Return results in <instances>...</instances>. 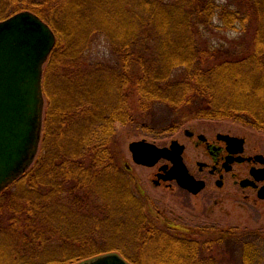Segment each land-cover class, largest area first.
Returning a JSON list of instances; mask_svg holds the SVG:
<instances>
[{
  "label": "trees",
  "instance_id": "16d2710c",
  "mask_svg": "<svg viewBox=\"0 0 264 264\" xmlns=\"http://www.w3.org/2000/svg\"><path fill=\"white\" fill-rule=\"evenodd\" d=\"M21 11L45 21L57 43L43 74L39 154L0 193V264L111 253L132 264H221L207 254L218 235L180 238L146 212L117 126L162 140L173 129L154 135L158 118L193 116L264 134V0H0V21ZM230 31L245 36L215 42ZM102 41L111 58L95 61ZM263 263L246 243L243 264Z\"/></svg>",
  "mask_w": 264,
  "mask_h": 264
},
{
  "label": "water",
  "instance_id": "95a60500",
  "mask_svg": "<svg viewBox=\"0 0 264 264\" xmlns=\"http://www.w3.org/2000/svg\"><path fill=\"white\" fill-rule=\"evenodd\" d=\"M52 28L31 11H21L0 21V193L19 179L35 162L44 121V67L56 46ZM133 162L154 167L162 160L165 181H177L192 194L204 184L190 175L183 161V146L172 141L160 147L146 139L129 144ZM259 174V173H258ZM256 176L257 173H256ZM264 198V188L259 191ZM81 264H131L118 253L106 254Z\"/></svg>",
  "mask_w": 264,
  "mask_h": 264
},
{
  "label": "rangeland",
  "instance_id": "374dc122",
  "mask_svg": "<svg viewBox=\"0 0 264 264\" xmlns=\"http://www.w3.org/2000/svg\"><path fill=\"white\" fill-rule=\"evenodd\" d=\"M228 1L218 0L220 3ZM243 36L245 35H241L236 31H230L224 32L218 38L215 37L214 40L216 43L220 41L228 43L230 40L243 38ZM221 37L225 38L220 39ZM250 37L248 35L244 38L246 44L251 43ZM233 49L237 48L233 47ZM90 57L95 61L110 59L111 55L107 43L102 41L98 45H95ZM133 102L136 104L137 98ZM162 117L152 124L155 128L152 131L154 135L162 136L165 130H170L168 128L174 130L177 126H188V124L195 122L197 119L193 116H186L185 118L172 117L167 122L162 123ZM219 122L221 123L219 124L220 128L224 131L231 130L234 134L246 137L254 144H264V134L250 126L234 122L231 119L219 120ZM117 127L118 143L122 150L121 152H123L122 159L125 160V163L121 161L122 159L120 161L123 163L125 169L127 167L130 168L127 170L132 173L135 179L133 185L134 191L144 194V197L147 199L148 205L146 211L154 215V221L159 222L164 230H167L170 223V226L187 231L188 237L200 241L218 235V237L223 239L222 242L209 247L207 254L217 258L221 264H243L244 246L249 242L254 247L259 248L264 255V214L255 213L252 209V200L256 198L255 194L251 195L252 199L250 201L243 202L241 206L234 201L233 195H226V193L228 194L227 190H223L222 194L227 197L226 201L222 204L214 205V203L207 202L209 192L194 197L177 186L172 188L157 187L153 182L156 178L157 168H148L135 164L129 150V144L146 139L150 142L157 141V144L160 146L165 144L168 146L172 140L171 135L166 139L154 140L134 124L125 127L118 125ZM160 218H162L161 222ZM170 232L172 234H181L179 230L175 229ZM148 260L150 261L151 259L148 258Z\"/></svg>",
  "mask_w": 264,
  "mask_h": 264
},
{
  "label": "flooded vegetation",
  "instance_id": "af4514ba",
  "mask_svg": "<svg viewBox=\"0 0 264 264\" xmlns=\"http://www.w3.org/2000/svg\"><path fill=\"white\" fill-rule=\"evenodd\" d=\"M219 124H221L219 121L196 119L188 126H177L170 132L172 137L170 145L172 141H177L183 146V161L190 175L204 184L203 190L196 195L187 190L184 191L194 197L209 192L207 202L214 205L226 201L227 197L222 194L223 190H227L226 195H233L234 201L241 206L243 202L250 201L251 195L255 194L252 209L255 213L264 214V198L259 197V191L264 188V144H254L231 130L224 131ZM153 142L157 143V141ZM170 145L158 146L169 147ZM165 166L169 170L173 164L162 159L154 166L157 168L154 184L157 187H179L175 180L165 181L161 178L157 182L158 176L163 174L161 168ZM161 221L162 218H160ZM170 227L180 231L181 234L176 236L188 237L184 229Z\"/></svg>",
  "mask_w": 264,
  "mask_h": 264
}]
</instances>
